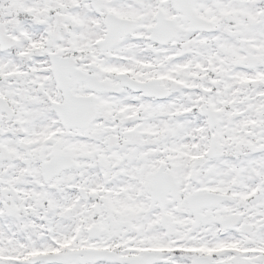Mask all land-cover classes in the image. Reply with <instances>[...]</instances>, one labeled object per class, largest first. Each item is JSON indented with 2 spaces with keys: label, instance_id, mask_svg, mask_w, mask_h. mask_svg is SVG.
<instances>
[{
  "label": "snow or ice",
  "instance_id": "1",
  "mask_svg": "<svg viewBox=\"0 0 264 264\" xmlns=\"http://www.w3.org/2000/svg\"><path fill=\"white\" fill-rule=\"evenodd\" d=\"M0 264H264V0H0Z\"/></svg>",
  "mask_w": 264,
  "mask_h": 264
}]
</instances>
